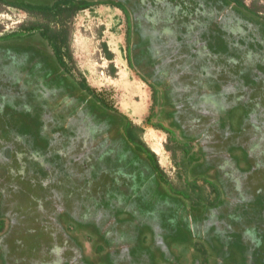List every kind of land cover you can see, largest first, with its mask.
<instances>
[{
    "label": "rangeland",
    "instance_id": "obj_1",
    "mask_svg": "<svg viewBox=\"0 0 264 264\" xmlns=\"http://www.w3.org/2000/svg\"><path fill=\"white\" fill-rule=\"evenodd\" d=\"M174 1L178 8L169 3L165 17L174 18L181 10L199 29L220 12L218 34L228 43V51L218 54L215 62L219 73H227L218 82L233 86L234 99L244 93L240 102H233L247 109V124L257 127L238 134L235 126L232 137L239 152L246 133L254 144L260 143L251 155L246 179L254 185L250 189L256 188L264 179V0H239L252 13L230 9L227 0ZM33 20L0 4V39ZM65 26L72 80L84 78L104 104L142 128V140L155 154L166 180H183L181 155L171 157L164 148L165 135L146 122L150 91L125 60L124 14L112 6H93L76 11ZM25 64L21 58H7L0 48V153L8 147L3 149L8 160L0 155V264H264V204L254 199L229 219L210 215L205 227L209 239L187 238L186 231L174 228L175 220L174 231L164 232L166 226L170 228L168 218L162 224L164 231H154L147 223L150 218L140 213L138 221L144 225L135 223V229L108 222L105 206L116 204L115 183L110 176L86 180L98 169L101 141H105L100 131L92 130L91 120L102 127L101 121L86 115L83 105L77 106L80 96L75 91H70L75 96L71 101L61 91L55 93L37 68ZM83 95L94 101L88 93ZM73 114L78 120L69 123ZM90 152L91 162H74ZM132 170L138 179L147 176L141 160ZM254 195L252 191L250 196ZM251 218L259 223L248 226ZM193 228L198 231L196 225ZM38 249L44 254L38 255Z\"/></svg>",
    "mask_w": 264,
    "mask_h": 264
},
{
    "label": "flooded vegetation",
    "instance_id": "obj_2",
    "mask_svg": "<svg viewBox=\"0 0 264 264\" xmlns=\"http://www.w3.org/2000/svg\"><path fill=\"white\" fill-rule=\"evenodd\" d=\"M56 1H69L70 9L82 11L93 6H112L105 4L111 0H0V4L10 7L26 3L47 5ZM114 1L127 3L125 0ZM140 1L138 4H127L132 22L129 25L124 15L125 37L128 39V42L125 41V51L128 50L127 55H131V70L150 91L151 107L146 122L152 129L165 135L164 148L171 157L181 155L183 161L179 169H184L185 178H179L176 183L166 180L162 172L155 170L151 162L153 159L147 152L115 141L114 133L108 134L107 127L102 124L99 133L105 136V141L104 144L101 141L102 150L97 159L99 179L110 176L115 183L112 187L118 192L114 208L105 206V212L110 217L108 222L116 221L117 226L124 224L126 228L129 227L127 229H135V223L138 227L144 225L139 224L140 213L150 218L147 223L154 231L160 232L164 219L167 223L168 218L170 228L166 226V231H162L171 233L177 228L186 231L187 238L209 239L211 233L205 227L210 215L220 214L224 219H229L240 214L241 207L249 205L252 199L259 202L258 205L264 204V179L253 189H250L253 184L246 180L251 169V155L260 143L254 144L251 135L246 133L247 141L239 144L244 145L239 152L234 149L232 139L235 126V133L238 134L249 131V126L257 127L247 124V109L241 103H234L240 102L244 93L240 92L234 99L233 86L227 87L218 82V78L226 77L227 73H219L216 59L218 54L228 51V43L218 34L221 30L219 23L222 22L217 20L220 12L215 19L205 21L207 24L203 23L199 29L195 20L189 19V14L183 15L181 10L174 18L165 17L163 10L169 3L173 9L178 8L174 0ZM240 3L226 1L230 9L247 11V7ZM12 8L30 17L23 9ZM120 12L123 13L122 10ZM24 26L23 23L16 32H11L12 37L0 39L4 55L11 60L21 58L23 65H26V61L28 66L33 62L45 83L50 81L54 92L61 91L70 101L74 99V94L70 95L73 90L91 101L83 95V92L87 93L82 88L84 78H76L75 82L70 77L71 57L65 48L59 47L57 50L42 32L30 35V38L27 35L20 37L24 33ZM26 40L34 44V51L30 49L32 45L24 44ZM203 62L206 65L203 66ZM57 76H60V81ZM73 120L68 119L69 123ZM3 149L0 155L6 161L8 158ZM87 154L84 156L91 160L93 153ZM140 160L147 173L143 180L138 179L136 171L132 170ZM39 184L42 189L43 184ZM252 191L254 196H250ZM210 203L215 204L214 207ZM174 220L178 223L177 227H174ZM258 223L251 218L248 226ZM194 225L198 228L197 232ZM230 225L232 228L233 224Z\"/></svg>",
    "mask_w": 264,
    "mask_h": 264
},
{
    "label": "trees",
    "instance_id": "obj_3",
    "mask_svg": "<svg viewBox=\"0 0 264 264\" xmlns=\"http://www.w3.org/2000/svg\"><path fill=\"white\" fill-rule=\"evenodd\" d=\"M127 3H122V2H118L111 0V2L106 1L105 4H110L112 5V7H118L120 10L123 11L124 15L126 16L127 20H128V24L130 25L132 22V14L131 12L128 10L127 8V4L129 3H141L140 0H125ZM233 1L235 4L239 2V0H231ZM237 1V2H236ZM71 2L69 1H64V2H60V1H56L55 3H49L47 5H41L39 3H26L23 6H17L16 4H13V6L10 7H15L19 9H23V11H25L30 17H33L34 20L30 21L29 23L27 22V24H25L24 26V33L22 35H19L20 37H23V35H27V37H29L30 35L36 34V33H40L42 32L43 34L47 35V38L50 43L58 50L59 47H64L66 50V53L68 55H70L69 52V42H68V29L65 25H67V21L72 17V15H74V13L76 11H79V9H70L72 8V6L70 5ZM241 4V3H240ZM241 6H243L241 4ZM86 7V6H85ZM249 9L247 8V11ZM52 26V27H51ZM58 27L60 29H58ZM131 33V30L129 29V35ZM18 35V34H17ZM16 35V36H17ZM128 35V36H129ZM4 37H12V34H9L8 36H4ZM3 37V38H4ZM43 37V35H42ZM30 38V37H29ZM44 38V37H43ZM128 39H126L125 37V41ZM29 40L24 41V44H28L31 48V50L34 51L33 48V43L28 42ZM28 46V48H29ZM30 50V51H31ZM127 51L124 50L125 53V60L126 62L129 61V68L131 67L130 65H132V60L131 58H129L131 55L128 53L127 55ZM72 60V58H70ZM33 60V59H32ZM31 60V61H32ZM33 63V62H32ZM30 63V67L34 66V64ZM131 69V68H130ZM59 81H60V76H57ZM82 88L85 89L87 91V93L89 95L92 96L94 101H87L84 97H80V104H78L77 106L87 111V113H85L86 115L90 116V117H98L97 120L101 121V125L104 124L107 127V131L108 134L114 133V140L116 141H120V143H122L124 146L126 147H135L141 150H144L145 152H147V154H149V157L152 158L153 160H151V162L153 163V165L155 166V170H159V172H162V170L160 169V166L157 163L155 154L153 152H151L147 146L144 144L143 140H142V128H140L139 126L133 124L132 122H130L125 116H123L122 114H120L117 110H115L114 108L107 106L106 104H104L102 102V100H100L98 98V96H96L94 94V91L87 85L86 81H83L82 84ZM74 91V90H73ZM95 101H97V103H100L101 105H103L104 107L100 108V106H98L97 103H95ZM85 103V104H84ZM83 105V106H82ZM82 106V107H81ZM76 112V111H75ZM82 112V111H81ZM81 112L79 113V115H81ZM75 117V118H73ZM77 115H71L69 116L70 119H74L72 122L78 120L77 119ZM239 118H241L239 116ZM40 119V118H39ZM92 119V118H91ZM29 121V120H27ZM95 125H93L91 128L93 131L95 132H99L101 131L100 122L97 123L96 120H91ZM147 121V120H146ZM41 122V120H39V123ZM38 123V125H39ZM89 123V121H88ZM62 131H64L63 128H61ZM104 144V142H102ZM50 143H47L46 145H48ZM64 154V153H63ZM82 161H78V157L74 158V162H79L84 165V163L87 162H91L92 160H88V158H86L85 156H83ZM117 167V166H116ZM121 168V167H120ZM99 168L92 170L91 176L88 177L86 180L91 181L92 179H96L99 176ZM87 184V183H86Z\"/></svg>",
    "mask_w": 264,
    "mask_h": 264
},
{
    "label": "water",
    "instance_id": "obj_4",
    "mask_svg": "<svg viewBox=\"0 0 264 264\" xmlns=\"http://www.w3.org/2000/svg\"><path fill=\"white\" fill-rule=\"evenodd\" d=\"M52 238V237H51ZM56 248H58V247H56ZM38 252H39V254L38 255H43L44 253L42 252V250L41 249H38ZM42 252V253H41Z\"/></svg>",
    "mask_w": 264,
    "mask_h": 264
},
{
    "label": "bare ground",
    "instance_id": "obj_5",
    "mask_svg": "<svg viewBox=\"0 0 264 264\" xmlns=\"http://www.w3.org/2000/svg\"><path fill=\"white\" fill-rule=\"evenodd\" d=\"M117 52V51H116ZM120 59V58H119Z\"/></svg>",
    "mask_w": 264,
    "mask_h": 264
}]
</instances>
